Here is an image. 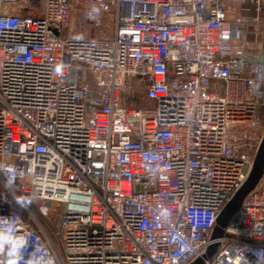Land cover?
I'll return each mask as SVG.
<instances>
[{
    "label": "built area",
    "instance_id": "1",
    "mask_svg": "<svg viewBox=\"0 0 264 264\" xmlns=\"http://www.w3.org/2000/svg\"><path fill=\"white\" fill-rule=\"evenodd\" d=\"M246 27L228 0H0V221L25 260L191 264L217 242L205 264H264V173L212 238L258 151L229 132L264 114ZM38 201L63 205L58 237Z\"/></svg>",
    "mask_w": 264,
    "mask_h": 264
},
{
    "label": "rangeland",
    "instance_id": "2",
    "mask_svg": "<svg viewBox=\"0 0 264 264\" xmlns=\"http://www.w3.org/2000/svg\"><path fill=\"white\" fill-rule=\"evenodd\" d=\"M231 7L232 15L234 17H242L247 21L244 41L246 48L251 52H258L261 50L264 43V0L261 2V10L259 11V20L254 21L252 18L258 12L256 0H228ZM75 21V20H74ZM72 25L74 26V22ZM109 22H106L102 29V35L111 36L112 29ZM264 135V114L256 121L252 128H237L229 132L239 151L245 153L251 150L252 147L260 145ZM62 204L52 203L48 204L38 201L31 209L38 218L40 225L54 238L58 237V229L61 220ZM59 239V238H58ZM56 244L59 246V240L56 239Z\"/></svg>",
    "mask_w": 264,
    "mask_h": 264
},
{
    "label": "water",
    "instance_id": "3",
    "mask_svg": "<svg viewBox=\"0 0 264 264\" xmlns=\"http://www.w3.org/2000/svg\"><path fill=\"white\" fill-rule=\"evenodd\" d=\"M264 173V135L258 147L253 168L234 197L227 202L217 218V224L213 230L212 238H218L224 235L225 226L228 224L232 216L241 206L245 196L253 190L260 182ZM218 248V243L214 242L209 245L207 251L203 255L195 259L191 264H205V260L212 257Z\"/></svg>",
    "mask_w": 264,
    "mask_h": 264
},
{
    "label": "clouds",
    "instance_id": "4",
    "mask_svg": "<svg viewBox=\"0 0 264 264\" xmlns=\"http://www.w3.org/2000/svg\"><path fill=\"white\" fill-rule=\"evenodd\" d=\"M60 69L57 68V72ZM9 173H14L15 169L7 167L5 169ZM9 184L12 183V178L9 179ZM28 247L27 239L18 234L16 226L11 222L0 221V254H3L5 259L0 261V264H54L51 257L47 259L44 255H38L40 249H35L34 252L25 260L24 250Z\"/></svg>",
    "mask_w": 264,
    "mask_h": 264
},
{
    "label": "crops",
    "instance_id": "5",
    "mask_svg": "<svg viewBox=\"0 0 264 264\" xmlns=\"http://www.w3.org/2000/svg\"><path fill=\"white\" fill-rule=\"evenodd\" d=\"M15 11L17 13H30L32 10L28 9V7L26 5H24L23 3H20L19 5H17L15 7Z\"/></svg>",
    "mask_w": 264,
    "mask_h": 264
}]
</instances>
